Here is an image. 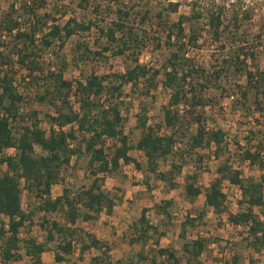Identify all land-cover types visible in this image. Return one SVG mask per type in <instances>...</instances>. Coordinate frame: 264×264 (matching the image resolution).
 Listing matches in <instances>:
<instances>
[{"label":"trees","instance_id":"obj_1","mask_svg":"<svg viewBox=\"0 0 264 264\" xmlns=\"http://www.w3.org/2000/svg\"><path fill=\"white\" fill-rule=\"evenodd\" d=\"M92 1L79 0V5L87 10ZM94 1L92 18L70 17L64 23L47 12L45 0L41 3L12 0L7 11L0 14V164L8 167L0 175V262L9 264L20 260L25 249L30 258L27 264H43V254L50 250L48 243L58 237L55 259L65 262L66 256L74 252V242L82 232L79 258L83 260L88 251L96 249L99 253L92 257L93 264H204L201 256L210 239L201 235L188 239L187 233L190 228L199 231L207 215L206 209L183 218L180 237L184 242L182 249H176L161 245L165 232L159 231L148 218L149 209L143 208L136 227V240L141 241L143 247L131 260H115L111 255L112 244L77 227L79 220L99 221L104 214H113L117 200L122 198L107 191L104 185L106 177L120 171L123 165L134 164L138 170L155 174L157 179L175 187V177L182 173L183 165L172 162L169 169L160 170V160L167 161L174 154L177 135L187 136L193 125L197 128L189 136L187 150L181 149L178 154L184 157L189 148L190 151L208 148L219 161L218 176L203 192L198 185L204 164L200 155V159L195 160L196 169L185 177L186 195L194 200L204 194L205 205L212 208L219 219L235 227L244 226L249 247L255 252L264 251V121L260 136L246 137V145L236 143L243 160L259 169L258 175L244 178L240 167L235 166L226 129L209 127L206 113L214 102L209 94L211 89L219 90L222 100L229 94L228 81L246 77L245 83L238 80L231 85L233 92L240 94L233 104L247 107L250 95L254 94L256 106L252 107L260 110L264 117V69L259 60L261 56L264 58V46L258 53L253 47H246L245 41L237 39L238 11L232 15L236 31L225 36L228 26L224 20L227 4L224 1L193 0L191 12L180 14L177 21H170L169 16L178 11L179 2H169L154 13L151 7L139 5L135 0L128 1L126 6L121 0ZM113 2L117 4L115 8ZM137 8L142 12L136 11ZM106 13H114L116 18L108 21L104 17ZM136 17L140 20L137 26L132 23ZM148 21L162 28L165 45L172 47L160 67L140 61L149 36L145 27ZM95 27L98 31L94 44L99 51L90 50L83 41L77 46L85 47L83 52L87 57L108 51L124 56L126 70L104 74L90 72L83 79L68 80L64 75L67 63L62 55L67 40ZM206 27L211 31L212 43L221 44L223 53L209 66H202L190 52L207 46L208 41L202 35ZM261 37H264V25L257 34V38ZM153 39L159 40L154 36ZM161 45L158 41L157 46ZM49 51L52 56L48 59ZM126 85L142 88L141 95L145 97H153L160 85L170 90L168 102L163 106L164 124L170 133L162 131L161 124H149L144 108L130 114V106L124 98ZM74 96L79 102L78 108L72 103ZM31 99L49 103L55 112L42 117L41 111L32 110L29 117L21 107ZM122 107L126 108V114ZM43 122L48 123V129L43 127ZM127 127L141 130L135 145L126 132ZM107 139L116 141L111 154L106 151ZM10 148L16 153L7 154ZM133 149L146 156V166L131 154ZM74 156L87 157L93 178L91 184L77 193L64 187L61 195L53 197V186L62 181V169ZM225 181L240 187L241 202L245 206L240 211H231L224 191ZM26 191L39 200L38 210L43 212L40 224L47 232L45 241L32 234L36 211L24 208ZM172 205V200H165L155 204V208L158 213L169 215ZM54 212H62L66 222L51 219L49 216ZM23 230L25 237H22ZM151 240L154 243L148 246ZM242 258L237 250L226 263L243 264Z\"/></svg>","mask_w":264,"mask_h":264},{"label":"rangeland","instance_id":"obj_2","mask_svg":"<svg viewBox=\"0 0 264 264\" xmlns=\"http://www.w3.org/2000/svg\"><path fill=\"white\" fill-rule=\"evenodd\" d=\"M12 0H0V14L7 11ZM42 2L43 0H37ZM47 5V12L50 13L59 23H64L70 17L80 18H92V5L89 9L85 10L79 5V0H45ZM130 0H121L123 6L128 5ZM139 5L144 7H151L153 12L161 10L166 7L169 2H179L180 6L177 12H173L169 19L170 21H177L180 14H189L191 12V3L193 0H135ZM226 2V12L224 14L225 24V36L229 35V32H235L236 26L232 20V15L236 11L239 12V32L237 39L239 41H245L246 47H253L256 52L263 50L264 37L257 38V34L261 31L264 25V0H219ZM102 3V2H101ZM104 5V2L102 3ZM116 2L112 3V6L116 7ZM142 8V7H141ZM141 8H137L136 11L142 12ZM104 17L110 21L116 18V15L106 13ZM139 17L133 20L134 25H139ZM204 20H202V23ZM52 23V21H51ZM148 29V38L145 41V47L140 54V61L149 66L160 67L161 64L169 56L172 51V47L169 48L165 45V35L162 32V28L157 25H152L151 21L145 24ZM187 32L190 31L189 24L186 23ZM202 35L206 41L207 46L194 49L190 52L198 64L202 66H209L213 61L219 59L222 55L223 48L221 44H213L211 41V34L208 27L204 28ZM98 29L95 27L90 32L79 33L71 36L64 47L63 56L67 63L64 70L65 78L71 81H77L83 79L84 75L90 72H97L98 74L111 73V72H123L126 70V59L124 56H116L112 54V51L103 52V55L90 54L87 57L85 47H78L77 43L83 41L85 45H89V49L92 51H99L98 46L94 44L97 38ZM154 37H158L161 42V47L157 46V42L154 41ZM90 43H93L90 45ZM51 57H48V59ZM260 63L264 69V58L261 56ZM57 67L59 63H56ZM55 64V67H56ZM46 66H49L46 64ZM163 74L160 75L162 79ZM234 79L228 81L227 88L229 94H225V97L220 99V91L215 88L210 90V95L213 96V106H208L206 109L208 126L209 127H224L227 131L226 140L232 144L233 160L235 166L240 167L242 176L249 178L256 176L259 173L257 166H252L250 163L243 160L241 152L238 150L237 144L246 145V137H258L260 136V129L262 121H264L263 114L260 110L252 107L256 106L254 103L255 95H250V101L247 103V107L237 105L234 106L236 99L240 98L239 92L234 91L232 83L235 81L246 82V77ZM142 88H133L131 85L124 87V98L130 106V114H136L144 108L149 117V124L156 125L161 124L162 131L170 133L166 129L163 119V106L167 104L170 90L160 85L157 91L154 92V96L145 97L141 95ZM238 93V94H235ZM234 95V98L231 96ZM211 96V97H212ZM77 98H72V103L76 108L79 104L76 101ZM26 112L30 117V111L39 110L42 112V117L46 113H54V106L49 103H42L36 100L30 101L25 105ZM123 114H126V108L122 107ZM43 127L48 129L49 125L43 122ZM196 125H193L187 132V136L177 135L176 148L174 154L170 155L167 161L160 160V170L169 169L171 163L175 162L183 165L182 173L175 177L174 183L177 185L174 187L171 184L157 179L155 174L147 171L138 170L134 164L123 165L121 170L109 174L106 177L104 188L112 193L117 194L122 199L117 200V205L111 216L104 214L99 221L83 222L79 220L77 227L90 233L95 234L99 239L106 241L113 245L111 251L112 257L123 260H131L137 257L138 252L142 250V242L137 241L136 227L140 224V217L143 208L149 209L147 212L148 218L153 224H156L159 231L165 232V235L161 238V245L164 247H172L176 249H182L184 239L180 237L181 223L183 218L187 214L196 215L200 210L206 209L207 215L203 224L200 226L199 231H193L191 228L187 233L188 239H194L197 236H204L210 239L208 247L201 256V260L204 264H227V260H230L232 254L235 251L242 253L243 264H264V251L255 252L249 247L247 236L248 231L244 226L235 227L227 220L219 219L217 214L205 205V196L201 194L194 200L190 199L186 195L185 191V177L188 173L196 169L195 160L200 159L202 155L201 173L199 175L198 185L201 186L203 192L209 186L211 181L218 176L217 168L219 161L212 157V152L206 148L201 151L186 152L184 157H181L178 153L181 149L188 147L190 134L196 131ZM264 128V127H263ZM126 132L130 137L131 143L136 144L141 135L140 129L132 130L130 127L126 128ZM116 141H106V151L111 154ZM187 144V145H186ZM40 151V148H37ZM16 150L10 148L7 150V154H15ZM131 154L139 159L145 166L147 165V158L139 150H131ZM1 157V155H0ZM8 169L6 164H0V175ZM92 174L88 168V159L85 156H74L69 165L62 169V181L53 187V197H57L63 193L64 187L70 188L73 193L80 191L85 185H90L92 182ZM239 186L224 183L225 192L227 194V201L231 211H240L245 206L242 205V191ZM121 188L123 190H118ZM165 200H172L173 205L169 207V215L165 213H158L155 208V204H160ZM23 206L27 210L36 211L34 216V225L32 234L39 237L40 241L47 239V232L44 227L41 226V218L43 212L38 210L39 200L31 195L29 192H25L23 196ZM51 219L60 220L62 223L66 222L64 214L62 212H54L49 216ZM80 234V233H79ZM78 235L74 242V252L71 255H67L65 262L59 263L55 259L56 241L49 242V251L43 255V264H93L92 257L99 252L96 249L88 251L83 260H80V246L84 234ZM25 231L22 232V237H25ZM153 240L149 241V245H153ZM147 246V247H148ZM22 258L20 260L12 261L9 264H27L30 258L22 249ZM0 264H4L0 262Z\"/></svg>","mask_w":264,"mask_h":264},{"label":"built area","instance_id":"obj_3","mask_svg":"<svg viewBox=\"0 0 264 264\" xmlns=\"http://www.w3.org/2000/svg\"><path fill=\"white\" fill-rule=\"evenodd\" d=\"M92 44H93V43H90V45H92ZM51 56H52V52L49 51V52L47 53V57H51ZM231 97L234 98V95H232ZM77 102H78V101H77ZM78 104H79V102H78ZM21 110H22L23 112L27 113V112H26V107H25L24 105L21 107ZM27 119H28V116H27ZM107 140L109 141V140H111V139H107ZM128 165H130V164H128ZM227 183H228V184H231V183L228 182V181H227ZM231 185H233V184H231ZM238 188H240V187H238ZM224 191H225V188H224Z\"/></svg>","mask_w":264,"mask_h":264},{"label":"crops","instance_id":"obj_4","mask_svg":"<svg viewBox=\"0 0 264 264\" xmlns=\"http://www.w3.org/2000/svg\"><path fill=\"white\" fill-rule=\"evenodd\" d=\"M56 185H58V184H56ZM56 185H54V186H56ZM54 186H53V187H54ZM52 190H53V189H52ZM45 253H46V252H45ZM43 255H44V254H43Z\"/></svg>","mask_w":264,"mask_h":264}]
</instances>
